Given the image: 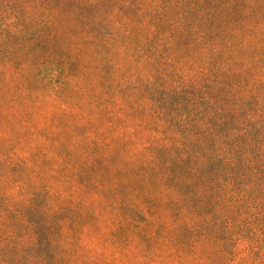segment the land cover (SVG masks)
I'll list each match as a JSON object with an SVG mask.
<instances>
[{"label":"trees","instance_id":"obj_1","mask_svg":"<svg viewBox=\"0 0 264 264\" xmlns=\"http://www.w3.org/2000/svg\"><path fill=\"white\" fill-rule=\"evenodd\" d=\"M0 264H264V0H0Z\"/></svg>","mask_w":264,"mask_h":264}]
</instances>
